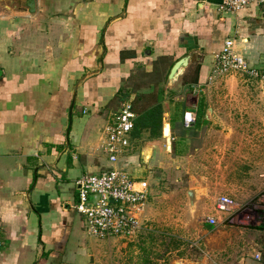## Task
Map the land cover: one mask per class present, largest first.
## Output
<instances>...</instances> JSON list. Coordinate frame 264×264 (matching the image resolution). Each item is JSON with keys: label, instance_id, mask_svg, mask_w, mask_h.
Returning <instances> with one entry per match:
<instances>
[{"label": "crops", "instance_id": "crops-1", "mask_svg": "<svg viewBox=\"0 0 264 264\" xmlns=\"http://www.w3.org/2000/svg\"><path fill=\"white\" fill-rule=\"evenodd\" d=\"M222 4L36 0L31 14L26 0H0V264H105L112 244L124 240L87 234L76 210L75 182L113 166L102 149L111 117L125 103L133 105V146L119 164L147 182L139 163L141 158L150 163L156 152L135 153L140 114L160 103L163 127H170L166 140L180 142L190 129L184 113L199 118L209 85L248 76H213L215 55L228 39L251 70L264 72L260 8L253 4L231 12L221 10ZM185 58L188 66L170 81L173 67ZM153 97L157 103L139 110ZM217 110L205 118L221 128ZM250 142L263 144L254 136ZM253 160L251 175H264V153ZM256 182L264 192V180ZM259 233L218 235L221 245L212 241L197 263L178 264H264Z\"/></svg>", "mask_w": 264, "mask_h": 264}, {"label": "rangeland", "instance_id": "rangeland-1", "mask_svg": "<svg viewBox=\"0 0 264 264\" xmlns=\"http://www.w3.org/2000/svg\"><path fill=\"white\" fill-rule=\"evenodd\" d=\"M155 97L140 103L139 110L157 103ZM201 109L180 142L166 140L164 120L159 129L137 130L135 153L156 152L150 163L142 158L139 163L149 184L142 230L134 240L112 244L102 258L105 264L197 263L212 241L221 245L216 236L230 238L251 229L264 241V192L256 182L264 175H251L253 159L264 153V72L209 85ZM215 109L224 119L221 128L205 118ZM253 136L263 144L248 143ZM220 196L236 201L238 222L229 224V215H221L217 227L207 223Z\"/></svg>", "mask_w": 264, "mask_h": 264}, {"label": "built area", "instance_id": "built-area-1", "mask_svg": "<svg viewBox=\"0 0 264 264\" xmlns=\"http://www.w3.org/2000/svg\"><path fill=\"white\" fill-rule=\"evenodd\" d=\"M257 5L264 19V0H223L221 10L238 12L250 5ZM257 75L249 68L245 59L236 53L235 41L228 39L223 51L215 55L214 77L231 74ZM137 115L133 105L125 103L114 114L104 132L102 149L113 166L98 174L81 177L75 182L78 191L77 212L84 218L86 231L90 237L101 240L120 239L131 241L142 230L140 214L148 196V183L135 179L120 160L126 158L132 149V135ZM196 121L194 113L184 116L185 128H191ZM240 207L228 196H220L216 201L215 215L207 218V223L217 226L218 215H229L226 222H238ZM244 223L243 219L241 220ZM261 261V256L255 257Z\"/></svg>", "mask_w": 264, "mask_h": 264}, {"label": "trees", "instance_id": "trees-1", "mask_svg": "<svg viewBox=\"0 0 264 264\" xmlns=\"http://www.w3.org/2000/svg\"><path fill=\"white\" fill-rule=\"evenodd\" d=\"M162 119H163L162 106L159 103L153 106L150 110H147L144 113L139 115L136 132L139 129L140 130L159 129L162 124ZM135 127H136V124H135Z\"/></svg>", "mask_w": 264, "mask_h": 264}, {"label": "water", "instance_id": "water-1", "mask_svg": "<svg viewBox=\"0 0 264 264\" xmlns=\"http://www.w3.org/2000/svg\"><path fill=\"white\" fill-rule=\"evenodd\" d=\"M26 8L28 9L29 13L33 14L36 12V0H26ZM189 59L185 58L182 61L178 62L172 69L169 80L174 81L178 78L182 72V70L188 66ZM166 131V126L164 127V133Z\"/></svg>", "mask_w": 264, "mask_h": 264}, {"label": "bare ground", "instance_id": "bare-ground-1", "mask_svg": "<svg viewBox=\"0 0 264 264\" xmlns=\"http://www.w3.org/2000/svg\"><path fill=\"white\" fill-rule=\"evenodd\" d=\"M165 134L170 135V127H169V125L166 126Z\"/></svg>", "mask_w": 264, "mask_h": 264}]
</instances>
